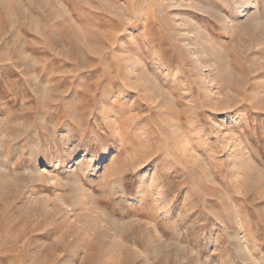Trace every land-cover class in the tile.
Returning a JSON list of instances; mask_svg holds the SVG:
<instances>
[{"label":"rangeland","instance_id":"1","mask_svg":"<svg viewBox=\"0 0 264 264\" xmlns=\"http://www.w3.org/2000/svg\"><path fill=\"white\" fill-rule=\"evenodd\" d=\"M0 264H264V0H0Z\"/></svg>","mask_w":264,"mask_h":264},{"label":"bare ground","instance_id":"2","mask_svg":"<svg viewBox=\"0 0 264 264\" xmlns=\"http://www.w3.org/2000/svg\"><path fill=\"white\" fill-rule=\"evenodd\" d=\"M71 7H74V6H71ZM72 10V9H71ZM86 14V13H85ZM82 15V14H81ZM84 17V16H83ZM102 18V17H101ZM108 20V19H107ZM86 22V21H85ZM83 28H84V26H83ZM81 31H82V33H81V35H82V37H80V35L78 36L76 33V39L74 40V39H72L71 37L70 38H67L68 40H67V44L69 45L68 47H70V49H72L74 52H81L83 49H85V47L87 46V44H88V42L86 43V40H87V37H88V34H87V30H82L81 29ZM81 39H80V38ZM80 39V40H82V42H78V40ZM82 46H81V45ZM89 47V46H88ZM172 127H173V125H172ZM175 129V128H174ZM178 131V130H177ZM168 133V132H167ZM174 133V132H173ZM171 136H173V135H171ZM176 142V141H175ZM176 143H178V142H176ZM179 144V143H178ZM174 145V144H173ZM185 150V149H184ZM109 149H104L100 154H98L97 156H95V158L93 159V162H96V161H98V160H101V158H103V157H105L109 152Z\"/></svg>","mask_w":264,"mask_h":264}]
</instances>
